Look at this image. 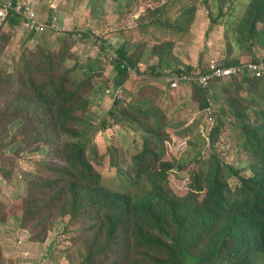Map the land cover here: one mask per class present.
Listing matches in <instances>:
<instances>
[{
	"label": "rangeland",
	"instance_id": "obj_1",
	"mask_svg": "<svg viewBox=\"0 0 264 264\" xmlns=\"http://www.w3.org/2000/svg\"><path fill=\"white\" fill-rule=\"evenodd\" d=\"M135 1L150 7L168 0ZM216 1L179 0L184 13L178 20L181 25L176 24L173 31H160L149 26L150 17L140 8L141 5L133 9L126 8L127 3L134 0H21L26 8H34L44 30L42 32L41 29L38 35L24 34L20 25L16 32H12L10 28L0 30V67L11 69L16 62H22L20 59L23 56L34 54L38 46H49L55 52L67 48L63 55L64 64L73 69L72 75L76 82H69L67 87L76 88L78 82L88 80L83 89H75L79 94L76 99L69 100L71 104L68 108L70 114L77 116L78 126L80 117L88 121L95 130L89 134L84 132L81 141L86 144L89 162L101 175L103 187L135 191L129 187L122 172L129 169L130 174L135 175L137 165L134 155L143 151L145 145L153 149L159 147L160 141L168 133L176 134L175 140L179 141V145L184 143L179 139L191 141L180 159H195L202 150L199 160H207L218 153L222 163L238 169L241 175L246 176L251 172L249 167L253 163V157L241 151L244 133L236 126L235 117L225 115L230 111L229 88L233 96H239L235 84L216 82L210 85L206 88L210 90L209 107H203L202 93L191 85L173 89L166 79L159 80L150 76L151 66L159 62L158 56L165 55V50H169L171 59L175 60L173 63L176 65L169 68L173 72L192 67L199 69L195 71L201 73L210 61H221L224 54H227L224 50V31L223 28L217 29L219 27L210 18L215 16L212 12L216 13ZM243 2L245 4L246 1ZM52 4L53 10H49L48 7ZM223 9L227 10L228 6ZM242 9L246 11L247 6ZM85 21L90 23L86 32ZM259 28L264 26L260 24ZM139 29L145 31L137 34ZM6 34L10 36L9 40L1 37ZM124 38H131L130 43H126ZM258 40L261 43L248 56H241L240 61H264V36H259ZM124 44H127L129 56H134L135 59L136 54H140L142 66L141 69L138 65L132 68L129 71L132 77L127 82L131 81L119 89L122 85L115 83L117 76L114 61L111 60L113 54L108 48L118 50ZM168 45L171 47L166 48ZM4 46L6 49L3 51ZM229 61L233 60L227 62ZM91 65L96 68L94 71L90 70ZM0 87L11 94L12 88L3 85ZM152 89L161 90V93L157 96ZM257 89L261 90L262 85ZM243 93L246 97V91ZM140 95L142 98H139ZM119 96L123 97L121 104L126 107L136 99L143 108L151 109V101H154L155 112L149 115L131 110L134 115H138V120L130 116L134 122L126 117H118L115 103ZM255 98H259L256 93ZM262 103L260 100V104ZM2 105L0 97V110L3 111ZM245 106L249 107V104L245 103ZM259 112L264 113L263 104ZM125 113L128 115V110ZM53 114L52 108L40 111L36 107L30 115H22L21 124L7 126L12 128L9 140L11 144L5 149L7 155L0 149V264H129L130 257L144 259L151 250L143 247L144 242L139 241V249L135 252L133 246L106 250L101 234L85 225L83 229L80 220L76 221L84 216L76 219L65 213V216H61L65 207L63 208L64 202L55 196L58 191L56 180L68 182L58 171L66 165L63 145L69 136L60 138L50 129H41L42 120ZM218 117L224 119L226 124L220 132L209 137L212 126L215 124L217 127ZM30 120L33 123L29 125ZM17 133H20L19 136L13 138ZM205 137L215 147L209 155ZM0 145H3L1 138ZM166 158L172 159L175 166L178 164L174 156ZM174 171L177 174L172 178V184L182 192L186 188L189 172L177 171L176 167ZM226 177L233 185L236 177H229V174ZM45 180H49L52 186H47ZM30 182L36 187L32 194L37 200L34 205L28 204V194L32 192ZM44 194H54L56 200H51L50 207H45L42 212H36V206L45 203ZM24 197L26 198L22 200ZM127 224L130 229L133 228Z\"/></svg>",
	"mask_w": 264,
	"mask_h": 264
},
{
	"label": "trees",
	"instance_id": "obj_2",
	"mask_svg": "<svg viewBox=\"0 0 264 264\" xmlns=\"http://www.w3.org/2000/svg\"><path fill=\"white\" fill-rule=\"evenodd\" d=\"M12 1L14 4L18 2ZM243 1L217 0L216 13L211 11L215 16L214 18L210 16L214 25L219 27L217 29L223 28L226 39L224 50L227 54H224L222 62L217 63L238 70L244 65L243 60L240 61L241 56H248L254 47L261 43L258 37L264 36V28H259L260 24L264 26V0H245V4ZM7 2L11 0H3L1 6ZM156 4L158 5L152 4L149 7L134 0L128 2L126 8L133 9L141 5L140 8L150 17L149 26L159 25L162 29L173 31L176 24L181 25L178 20L184 13L181 11L183 5L179 0ZM224 6H228V9L224 10ZM244 6H247L246 11L242 9ZM20 18L21 16L12 9L0 30H4L7 23L10 24L8 27L20 24ZM85 24L86 32L90 23L85 21ZM143 31L145 30L139 29L137 34H142ZM3 36L6 40L10 38L7 34L1 35ZM106 36L109 37L107 34ZM130 39L123 40L130 43ZM140 41L142 42L143 38ZM170 47L168 45L166 48ZM5 49V46L2 47L3 51ZM51 49L49 46H38L34 54L23 56L20 59L22 62H16L11 69L0 67V85L12 88L9 94L0 87V97L3 100L1 107L3 111L0 110V127L3 128L0 130V138L3 145H0V149L7 155L5 149L11 144L9 140L12 131V128L7 126L21 124L22 115L26 113L30 115L36 107L40 111L53 109V116L43 119L40 127L50 129L60 138L69 136L63 145L66 165L58 171L61 177L68 179V182L56 180L58 191L55 196L64 202L63 208L65 207L61 216L73 215L75 219L84 216L76 221L80 220L83 229L85 225L101 234L106 250L119 246L127 248L133 246L135 252L139 249V241L145 243L143 247L151 249L144 259L130 257L129 264H264V113L259 112L260 106L264 105V78L246 74L242 78L216 81L235 84L237 94L239 93L240 97L233 96L229 88L230 111L225 115L235 117L236 126L244 133L241 151L253 157V163L249 167L250 173L246 176L241 175L238 169L222 163L218 153L207 157V160H199L202 157V150L195 159L186 157L180 159L191 141L179 139L184 141L183 145H179V141L175 140L176 134L168 133V136L160 141L159 147L153 149L145 145L143 151L134 155L137 165L135 175L130 174L129 169L122 173L129 187L135 191L126 192L101 185V175L89 162L86 144L81 141L84 132L89 134L95 130L88 121L82 120L79 116L78 126L77 116L74 113L70 114L68 108L71 104L69 100L76 99L79 94L75 89H83L88 80L78 82L76 88H68L69 82H76L72 75L73 69L65 67L64 64L63 55L67 48L58 52ZM115 54L112 62L114 61L117 76L115 83L122 85L120 89L131 81L127 82L132 77L129 73L132 68L138 65L141 69V60L139 53L135 59L134 56H129L127 44L115 50ZM158 58L159 62L155 64L158 66V72L156 66L152 65L150 76L159 80L166 79L169 85L171 82L168 79L172 75L189 74L190 69L199 70L192 67L175 72L169 70L171 63L175 61L171 59L169 50H165V55ZM228 60L233 61L227 62ZM0 64L2 65L1 59ZM89 67L91 71L96 69L92 65ZM191 76L196 75L193 73ZM210 85L202 88L191 83L195 90L202 93L203 107H209L210 90L206 88ZM260 85L262 89L258 90ZM181 86L188 85L180 82L176 89ZM152 91L157 96L161 93V90ZM243 91H246V97ZM255 93L259 98H255ZM141 96L139 98H142ZM122 98L119 96L115 103L118 117H126L134 122L131 118L138 120V115H134L131 110L149 115L155 112L154 101H151L153 104L151 109L143 108L136 99L126 107L121 104ZM260 100L263 101L262 104ZM245 103H248L249 107L245 106ZM152 109L154 110L151 111ZM127 110L128 115L125 113ZM46 121L53 123H45ZM32 123L33 120H30L28 124ZM225 124V120L218 117L217 127L215 124L212 126L213 131L211 130L209 137L220 132ZM19 134H15L13 138ZM169 138L170 141H167ZM205 140L209 155L211 149L215 147L208 143V137H205ZM178 154L179 156H176ZM169 156H174L178 161L176 166L172 159L166 158ZM175 167L177 171L189 172L186 188L182 192L176 190L172 184V178L177 174L174 171ZM48 170L54 171L51 168ZM226 174H229V177L232 175L236 177L233 185ZM45 184L52 186L49 180H45ZM29 187L32 192L28 194V204L34 205L37 200L32 194L36 187L32 182L29 183ZM51 200H56L54 194H44L45 203H39L36 212H42L45 207H50ZM23 204L25 205V202ZM127 223L133 228L130 229Z\"/></svg>",
	"mask_w": 264,
	"mask_h": 264
},
{
	"label": "built area",
	"instance_id": "obj_3",
	"mask_svg": "<svg viewBox=\"0 0 264 264\" xmlns=\"http://www.w3.org/2000/svg\"><path fill=\"white\" fill-rule=\"evenodd\" d=\"M1 4L2 1H0V6ZM12 9L16 14L21 16V26L26 34H37L41 32L42 27L44 28V26L38 21L36 12L33 10V8H26L25 4H23L21 1H18L16 4H14L12 0L11 2H7L0 7V27ZM111 53L113 54V57L116 56L115 53ZM191 74L193 73H190L189 75L176 74L172 76L170 78L171 87L176 88L181 82L194 83L199 87L205 88L214 80H231L235 79V77L242 78L246 74H251L257 78H264V61H250L246 63V65H241L239 70L236 68H228L211 61L204 73L196 72L194 73L196 75L195 77H192Z\"/></svg>",
	"mask_w": 264,
	"mask_h": 264
},
{
	"label": "clouds",
	"instance_id": "obj_4",
	"mask_svg": "<svg viewBox=\"0 0 264 264\" xmlns=\"http://www.w3.org/2000/svg\"><path fill=\"white\" fill-rule=\"evenodd\" d=\"M0 1H3V0H0ZM18 1H21V0H18ZM50 8H52L53 9V5H51L50 6ZM30 9V8H29ZM34 9V8H33ZM36 15H37V18H38V21L43 25V23L40 21V19H39V16H38V14H37V12H36ZM21 22H22V20H21V18H20V26H21ZM44 26V25H43ZM21 29H22V26H21ZM44 30V29H43ZM43 30H42V32H43ZM22 31H23V29H22ZM23 33L24 34H26L24 31H23ZM41 33V32H40ZM40 33H37V34H35V33H31V34H26V35H38V34H40ZM108 50H110V52H113V53H115V49H113V48H108ZM112 60V59H111ZM250 61H253V60H249V61H247L246 63H248V62H250ZM211 62V61H210ZM209 62V63H210ZM255 62V61H254ZM246 63H243L244 65H246ZM208 66V65H207ZM228 67V66H227ZM207 68V67H206ZM205 71H206V69H205ZM205 71H203V72H201V73H204ZM190 73H196V71L195 70H192ZM189 73V74H190ZM200 73V72H199ZM178 74V73H177ZM179 74H181V73H179ZM173 76V75H172ZM171 76V77H172ZM170 77V78H171ZM170 78L168 79V81L170 82ZM232 80V79H231ZM216 81H222V80H214V81H212L211 82V85L213 84V83H216ZM225 81H229V80H225ZM188 86H190L191 85V83H186ZM192 84H194V83H192ZM171 85V84H170ZM173 89H175V88H173ZM154 109H152L151 111H153Z\"/></svg>",
	"mask_w": 264,
	"mask_h": 264
},
{
	"label": "crops",
	"instance_id": "obj_5",
	"mask_svg": "<svg viewBox=\"0 0 264 264\" xmlns=\"http://www.w3.org/2000/svg\"><path fill=\"white\" fill-rule=\"evenodd\" d=\"M53 6H54V4H52ZM48 9L49 10H53L52 8H50V7H48ZM55 10V9H54ZM57 12V10L56 11H54V13H56ZM13 19H16V18H13ZM20 21V20H19ZM41 21V20H40ZM42 22V21H41ZM59 22H60V20H59ZM147 22V21H146ZM61 23V22H60ZM50 24H53V22L52 23H50ZM10 25V24H9ZM8 25V23L6 24V26H5V28L4 29H6V28H10V30L12 31V32H16L15 30H17L18 29V27H19V24L18 25H16V26H14V27H8L9 26ZM150 27H155V28H157V29H159L160 31L161 30H164V29H162V28H160L161 26H159V25H153V26H150ZM149 27V28H150ZM153 44H156V43H154V42H152ZM172 65L170 66V67H173V66H175L176 64L175 63H171ZM156 65H157V63H156ZM156 65H153L152 67H154V66H156ZM140 66H142V61H141V63H140ZM161 67H163V64L161 65ZM169 67V66H168ZM167 67V68H168ZM164 68H166V67H164ZM156 71L158 72V66H156ZM168 70V69H167ZM153 77V76H152ZM154 78H156V77H154ZM154 91L155 92H157V90L156 89H154Z\"/></svg>",
	"mask_w": 264,
	"mask_h": 264
},
{
	"label": "bare ground",
	"instance_id": "obj_6",
	"mask_svg": "<svg viewBox=\"0 0 264 264\" xmlns=\"http://www.w3.org/2000/svg\"><path fill=\"white\" fill-rule=\"evenodd\" d=\"M237 66V65H236Z\"/></svg>",
	"mask_w": 264,
	"mask_h": 264
}]
</instances>
